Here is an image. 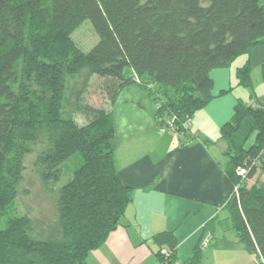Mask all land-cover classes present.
Instances as JSON below:
<instances>
[{"label":"trees","instance_id":"trees-1","mask_svg":"<svg viewBox=\"0 0 264 264\" xmlns=\"http://www.w3.org/2000/svg\"><path fill=\"white\" fill-rule=\"evenodd\" d=\"M87 19L99 41L84 51L72 35ZM263 43L264 0H0V264H90L91 251L133 202L134 187L120 177L115 156L120 92L139 84L158 127L171 120L170 130L193 140L190 119L214 97L212 70ZM84 68L87 78H105L110 108L86 106L89 120L80 124L66 109V82ZM237 77L253 86L250 58ZM221 137L228 143L222 206L264 264V106L238 100ZM42 138L36 164L45 189L56 194L57 214L40 223L15 204L25 157ZM74 157L80 160L71 179L55 187ZM153 240L160 264L201 263L202 242L181 261L173 232Z\"/></svg>","mask_w":264,"mask_h":264},{"label":"crops","instance_id":"crops-1","mask_svg":"<svg viewBox=\"0 0 264 264\" xmlns=\"http://www.w3.org/2000/svg\"><path fill=\"white\" fill-rule=\"evenodd\" d=\"M249 58L252 87L240 85L237 77ZM242 59V65L212 70L214 97L190 119L193 140L158 127L154 103L139 84L120 92L113 108L115 156L120 177L134 187L133 202L105 244L91 251L90 264H160L153 236L162 231L174 233L181 261L202 242L200 264H263L241 242L222 206L228 143L221 126L238 100L264 106V43Z\"/></svg>","mask_w":264,"mask_h":264},{"label":"rangeland","instance_id":"rangeland-1","mask_svg":"<svg viewBox=\"0 0 264 264\" xmlns=\"http://www.w3.org/2000/svg\"><path fill=\"white\" fill-rule=\"evenodd\" d=\"M72 37L76 44L84 51H89L99 41V36L89 19L85 20L76 29ZM242 58H244V55L237 57L232 62V65H242ZM87 74L88 69L84 68L80 72L68 75L66 82V100L70 99L72 102L71 105H66V109L68 113L70 111L73 112L74 117L80 124L86 123L89 120L86 106L110 108L109 100L106 97V89L104 88L105 78L96 75L87 78ZM76 91L77 94L81 91V95L78 94L77 96V94H75ZM165 129L168 134L174 133V131L170 130L168 127ZM252 140L253 137L248 144L251 143ZM44 141L45 140L42 138L36 143L33 142V151L28 153L25 157V169L23 170V178L20 182L19 195L15 204V208L20 214L28 213L40 223L54 220L57 214L55 206L56 194L45 189L40 178L39 167L36 164L38 154L46 147L47 142ZM79 160V157H74L62 165V177L60 181L54 185L55 187H59L71 179L72 171L79 164ZM221 160L225 161L223 157ZM210 239L211 236L209 240Z\"/></svg>","mask_w":264,"mask_h":264},{"label":"built area","instance_id":"built-area-1","mask_svg":"<svg viewBox=\"0 0 264 264\" xmlns=\"http://www.w3.org/2000/svg\"><path fill=\"white\" fill-rule=\"evenodd\" d=\"M165 125H168L169 128H174L171 120H168ZM246 172H247V169L246 168H239L238 169V173L241 174V175H245ZM209 238H210V236H208L205 241L207 242L209 240ZM165 250L166 249H164V251ZM177 264H180V263H177Z\"/></svg>","mask_w":264,"mask_h":264}]
</instances>
